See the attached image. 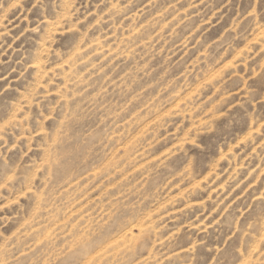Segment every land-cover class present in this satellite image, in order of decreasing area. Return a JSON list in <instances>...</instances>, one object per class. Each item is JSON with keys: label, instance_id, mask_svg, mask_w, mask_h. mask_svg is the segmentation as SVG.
<instances>
[{"label": "rangeland", "instance_id": "374dc122", "mask_svg": "<svg viewBox=\"0 0 264 264\" xmlns=\"http://www.w3.org/2000/svg\"><path fill=\"white\" fill-rule=\"evenodd\" d=\"M0 264H264V0H0Z\"/></svg>", "mask_w": 264, "mask_h": 264}]
</instances>
